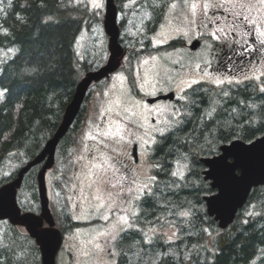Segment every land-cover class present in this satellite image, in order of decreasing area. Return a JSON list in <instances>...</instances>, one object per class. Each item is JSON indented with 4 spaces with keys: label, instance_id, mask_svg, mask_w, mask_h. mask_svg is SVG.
<instances>
[{
    "label": "trees",
    "instance_id": "obj_1",
    "mask_svg": "<svg viewBox=\"0 0 264 264\" xmlns=\"http://www.w3.org/2000/svg\"><path fill=\"white\" fill-rule=\"evenodd\" d=\"M41 3L46 7H40ZM84 3L78 4L77 0H12L11 8L7 6L8 0L0 4V28H7L10 33L5 36L0 32V53L9 48L15 51L6 58L1 59L0 55V90H8L0 98V168L12 154H19L20 164L24 165L43 149L59 127L82 76L97 68L89 61L90 56L80 59L77 55L74 38L80 35L78 29L85 30L99 20L84 7ZM48 16L53 17V21L44 24ZM261 87H264V77L231 84L227 87V96L223 95V90L206 88L204 84L187 91L186 104L191 116H186L180 130L166 134V139L159 138L149 155L153 165L172 151L173 155L167 158L168 167L174 170L175 165L171 162L190 148L184 179L166 176L153 168L162 194L157 193V202L151 206L143 205L147 215L140 218L138 226L144 231L155 228L154 242L145 245L136 229L122 233V238L116 242L117 250L122 254L117 264L122 259L127 264H159L161 252L174 254L169 258L170 264H182L180 257L188 252L198 253L200 264H251L259 253L264 252V185L253 188L233 223L223 229L207 211L204 197L215 190L205 180V165L200 160L203 156L219 153L221 144L237 138L249 142L264 134ZM92 92L90 90L86 95L72 128L61 140L59 156H66L72 149L76 141L74 134L83 122L85 103ZM213 107L216 112L209 121L205 113ZM19 168L12 176L1 178L0 185L15 178ZM36 169L32 168L25 175L19 195L26 187L36 190ZM173 180L178 187H165ZM37 200L39 202V196ZM37 208L39 203L33 210ZM181 210L191 214L188 217L177 215ZM7 222L10 225L8 233L18 227ZM76 225L73 222V226ZM166 227L175 230V238L170 241L162 231ZM23 231L24 237L29 239L27 251L18 253L23 254V259L11 256L15 247H24L22 239L12 243L14 249L0 246V264H42L37 244Z\"/></svg>",
    "mask_w": 264,
    "mask_h": 264
},
{
    "label": "snow or ice",
    "instance_id": "obj_2",
    "mask_svg": "<svg viewBox=\"0 0 264 264\" xmlns=\"http://www.w3.org/2000/svg\"><path fill=\"white\" fill-rule=\"evenodd\" d=\"M3 0H0V4ZM77 3H84V0H77ZM135 0H128L124 4V8H128L134 4ZM9 8H11L12 0H8ZM40 7H46L41 3ZM84 7L89 10L92 15L98 16L100 11L105 8V0H87ZM152 10L166 9L161 14L163 23L160 24V31L154 36L155 43L167 44L169 40L175 39L169 33L174 32L176 37H189L195 31L198 37L205 38L203 45L205 53L225 51L228 53L223 59L219 58V54L212 56L211 59L207 55L200 57L197 61H189L187 64L182 63L181 59L173 60V64L179 65V70L175 75L170 74V70L166 67L163 72H153L149 74L147 71L141 77L139 69L134 73L131 86H125L128 77L123 72L116 73L112 79L119 81L121 87L116 90V85L104 93L108 97L105 106L99 113V121L92 125V129L85 133L88 140L95 143V147L88 144L84 145L83 150L89 154L87 162L84 163L80 174L75 177V182L68 191H74L79 188L81 198L79 204L73 200L72 195H68L67 199L72 201L71 207L73 211L77 208L93 209V213L89 215H77L74 219H89L91 215H97L103 221H110L115 216V220L108 227L96 231L95 236L89 243L97 241L100 237L106 241L117 242L122 233L128 230L136 229V234L142 236L145 245H152L156 236V229L149 228L144 231L138 226L140 218L147 215V209L143 205H149L157 202V193H160L159 181L155 175L147 174L145 180H140L136 170L130 169L125 160H132L127 155V148L131 144H137L145 147V152L150 150V146L157 145L159 141L155 134H159L161 139H166V134L170 135L176 130H180V126L184 124V117L191 116L190 112H181L173 107L149 105L143 98H137L133 95V90L143 93L144 96H155L157 91L156 83L175 84L178 91L182 93L179 97L181 100L187 99V90L193 89L194 85H198L201 81L210 82L217 86L225 83L231 85L233 83L240 84L241 79L235 76H229L224 72L231 64L232 71H235L240 65L233 62L232 57H239L244 60L245 55L252 53L258 54L261 67H264V0H154ZM146 19H152V12H145ZM121 19H124L122 16ZM178 20L180 23L173 26V22ZM53 21V17L48 16L44 20V24ZM80 35L75 39V43L79 48L81 41L84 39L86 30L78 29ZM143 31V29H141ZM3 35H9L7 28H0ZM180 52V49H176ZM15 54L12 48L7 49L4 53L5 57ZM77 55L80 59L79 52ZM170 57V53L165 54ZM152 61V67H163L159 64V58L150 56L149 59L143 61L144 65ZM14 62V61H13ZM215 64V66H214ZM252 62L249 61V65ZM186 68H190L191 72H185ZM52 70H55L53 65ZM253 75H242V80L248 81L252 79H261L264 72H260L258 68L253 67ZM259 72V75H255ZM195 74H199L198 78ZM157 77L160 79L157 81ZM150 89V90H149ZM7 89L0 90V98L5 96ZM264 93V87L260 88ZM224 96L228 93L224 92ZM216 108L206 112L205 115L209 121L213 118ZM228 127H231L230 125ZM210 134H211V130ZM203 136V132L200 133ZM188 152L181 153L179 157L171 163H174V170L168 167V156L173 155L172 151L162 158L160 163L151 165L152 168L162 172L169 177L184 179V169L188 167L185 161L189 158ZM86 157L80 155L77 162L85 161ZM130 172V175L125 173ZM7 175V174H5ZM179 185L173 180L171 184L165 187ZM87 189V191H85ZM155 189V191H154ZM60 195L59 192L56 193ZM125 205V207H121ZM182 217H188L190 211L181 210L176 213ZM251 215V213H250ZM2 218V217H0ZM151 223V221H148ZM175 227V226H173ZM151 233V235L149 234ZM175 232L167 236V240H172ZM94 249L100 252L106 249L100 243H94ZM107 251L110 256L116 257L122 255L114 251V246L108 244ZM85 256L91 255L90 252H84ZM174 254L170 252H161L159 254V264H170V259ZM182 264H200L199 254L191 252L185 253L180 257ZM109 264H117L116 260H111ZM119 264H127L122 259Z\"/></svg>",
    "mask_w": 264,
    "mask_h": 264
},
{
    "label": "rangeland",
    "instance_id": "obj_3",
    "mask_svg": "<svg viewBox=\"0 0 264 264\" xmlns=\"http://www.w3.org/2000/svg\"><path fill=\"white\" fill-rule=\"evenodd\" d=\"M85 1L87 2V0ZM125 11L127 12L126 9ZM104 13H105V8L100 11L98 16H96L99 20H95V22H92V24H90V26H88L87 29H85L86 32L84 39L81 41V46L79 48L77 47V51L79 52L80 56H83V58H85V56L87 55L90 56L89 61H91L93 65L96 66L97 68L105 64L109 57L108 36L105 33L104 25H103ZM121 17L122 16L120 15L118 16L119 22H121L123 25L122 38H124V41L127 42L130 51L123 59L119 70L114 72L110 76V78L103 81L102 82L103 84L101 86L93 85L91 87V90H93V92L89 100L85 103V108H84L85 113H84V117L82 118L83 122L81 125L78 126L79 130L74 134L76 140L75 146H73L72 149L68 150L66 156L64 157L59 156L57 154L55 166L47 174L48 192L50 198L53 199L51 206L57 211L67 212V217H68L67 219V217L61 216L59 220L60 226L64 229L65 237H64V245L61 247L57 255L58 256L57 264H109V262L113 259L118 261L119 256L112 257L109 255L107 251L108 244H112L114 246V251L119 253L117 250L116 242L106 241L105 238L100 237L97 241H94L93 243H89V241L92 240V237L95 236L96 231L108 227V225L115 220V216L112 217V220L107 222L99 219L97 215H91V218L89 219H74L73 218L74 216L89 215L90 213H93L94 210L91 208H87V205L85 204L83 209L77 208L75 211H73L71 207L72 201H69L67 199V196L72 195L73 200L79 204L81 194L79 192V188H77L74 191H68L65 189V185H68L69 188L71 187V184L75 182V177L80 174V171L82 170L84 163L87 162V158L89 154L83 150L84 145L88 144L91 147H95V143L91 140H88L85 136V133L89 132V130L92 129L93 124L97 122H101L99 121V113L102 110V107L105 106V102L108 100V97L105 96L104 93L107 92L113 84L116 85V90H119L121 87L119 81H114L112 77L116 73L123 72L124 75L128 77L125 86L126 87L131 86L134 78V73L136 72L137 69H139L141 77L144 76V73L146 71L149 74L156 71L162 73L164 67L168 69H173L174 66H172L173 64L172 61L181 59L182 56L178 54V52L176 51H173V53L169 51L167 52L166 50L162 51L164 47L162 46V44L157 45L154 39L155 34L160 31V28L158 29V31H152L153 26L151 27L142 24V17L145 16L142 15L139 11L133 10L132 14H130L129 12L127 16L128 20L126 21L125 18L121 19ZM175 25L177 24L176 23L173 24V26ZM141 29H143V31H141ZM169 34L172 35L173 37H176L174 32H171ZM195 35L197 34L195 31H193L189 37H186V41L191 43ZM178 40H179L178 42H182V40L180 39ZM5 52L6 50H3L0 53L1 59L6 58L4 55ZM166 53H170L171 56L166 57L165 56ZM10 55L11 53H9L7 57H9ZM150 56L158 57L159 64L162 65L163 67L153 68L152 61L150 60L148 65H144L143 61L149 59ZM188 62L189 61H186V64ZM184 71L191 72V69L186 68ZM195 75L198 78L199 74H195ZM159 79L160 78L157 77V81ZM200 83L206 85V88L213 87V89H216L217 91L223 90L224 92H228L229 89L227 87L230 86L227 83L219 86L206 81H201ZM170 84L173 86L174 89L177 90L176 85L172 83H163V84L156 83V88L170 89L169 86ZM235 84L236 83H233L232 85ZM226 85L228 86L225 87ZM159 91L160 90H158L157 92ZM177 92L181 93L178 90ZM133 95L136 96L137 98L139 97L143 99L144 98L146 99L147 97H153V96H144L143 93H139L137 95V91L135 89L133 90ZM159 103L172 104L171 102H167L162 99L157 104ZM184 112H189L187 105H186V111ZM184 121H186V118H184ZM131 145H129L127 148L128 156L129 153L131 152L129 150V147H131ZM153 146L154 145L150 146V150L148 152H145L146 146H140L139 149L140 155L137 163L134 159L125 160V163L128 164V166H130V169L136 170L140 180H145L147 174L153 175V168L151 167L152 164L149 156ZM80 155L85 156L86 160L77 162V157ZM20 163L21 162L19 161V154L10 155L6 164L0 168V179L4 177L6 178L12 176V174L19 167H21V165H23ZM36 171H38V169H36ZM125 174L130 175L131 173L128 172ZM85 191H87V189ZM57 192L60 193L59 196L56 195ZM36 193L38 194V187H36V190L35 188L31 189L29 187H26L25 190L21 192V196L19 198L21 202L20 204H22L26 208V210H33V207L35 208L37 206L38 196L37 197L35 196ZM121 207L123 208L125 207V205H121ZM63 209H65V211ZM72 221L78 222L79 226L71 228ZM9 227L10 225L8 224L7 220L0 221V244H1L0 246L3 248L7 247L9 248V250L14 249L11 248L12 243L16 244L23 239L25 242L24 247L20 249L18 245L17 247H15L16 251L11 252V256L13 255L16 258L19 257L20 259H23V254L18 255V253L23 250L27 251L26 241H28L29 239H27V237H24L23 235L24 231L21 227H16V229H12L8 233ZM162 231L166 234V237L168 235H171L173 232H175L174 229L169 227L162 229ZM174 238L175 236H173L172 239ZM97 242L100 243L101 246L104 247L106 250L103 252L95 250L94 243ZM84 252H90L91 255L85 256ZM40 261H41V256H40ZM29 263L34 264L33 262H29ZM251 264H264V252L259 253L256 256V258L251 262Z\"/></svg>",
    "mask_w": 264,
    "mask_h": 264
},
{
    "label": "water",
    "instance_id": "obj_4",
    "mask_svg": "<svg viewBox=\"0 0 264 264\" xmlns=\"http://www.w3.org/2000/svg\"><path fill=\"white\" fill-rule=\"evenodd\" d=\"M104 29L108 35L109 57L107 62L96 70L85 73L77 84L72 100L66 107L63 119L54 135L46 142L42 151L23 166L15 179L0 187V220L8 219L12 224L24 226L35 238L41 255L42 264H56V257L61 248L63 235L49 206L46 173L55 162V153L60 140L74 123L85 97L94 82L109 77L116 71L125 55L120 43V27L118 24V7L115 0H105ZM198 42L192 44L196 48ZM173 99L174 93L148 98L149 102L159 99ZM220 153L212 157H204L201 161L208 167L204 171L205 180L216 192L206 195L207 211L223 229L235 220L240 208L247 202L254 187L264 185V134L257 139L246 142L235 139L221 145ZM38 172L41 213L22 212L18 204L17 192L21 187L25 174L35 165L44 162ZM47 222L48 225L44 226Z\"/></svg>",
    "mask_w": 264,
    "mask_h": 264
},
{
    "label": "flooded vegetation",
    "instance_id": "obj_5",
    "mask_svg": "<svg viewBox=\"0 0 264 264\" xmlns=\"http://www.w3.org/2000/svg\"><path fill=\"white\" fill-rule=\"evenodd\" d=\"M128 3V0H119L118 2V10H119V15L123 16L125 18V21L128 20V13L130 12V14H132L133 10L139 11L142 15H144L145 12H152V19L148 20L145 17H142V24L146 25V26H153V30L152 31H158V29L160 28V24L163 23L164 21L162 20L161 14L163 11H166V9H156L155 11L152 10V4L154 3V0H135V3L130 5L128 8H124L123 5ZM125 9L127 10V12L125 11ZM179 24L180 22L178 20L174 21L173 24ZM119 26L121 29V33H120V40H121V44L124 47L125 50V55L124 58L126 57V55L129 53L130 48L127 45V42L124 41V38H122V23L119 22ZM182 40V42H178L179 40ZM195 40H199L200 41V45L196 48V49H192L190 47L191 43ZM190 42L186 41V37L184 38L183 36H179V37H175V39H171L169 40V42L167 44H162V46L164 47L162 49V51H169L172 52L176 51V49H180L181 51L178 52V54L182 55V62L186 64V61H197L200 57L204 56L205 53V49L203 47L204 43H205V38L203 37H198V35H195L193 40ZM177 52V51H176ZM219 54V58L223 59L224 56L226 54H228L225 51H219L217 50V52H212V53H207V58L211 59L212 56ZM162 58V56H161ZM233 62H235L236 64L240 65V67H237L235 69V71H232L231 68V64H229L228 68L224 70V72H226L227 75L229 76H235L237 79H241L242 80V75L243 74H247L249 76L253 75V67L258 68L260 70V72H264V67H261V62L258 59V54L257 53H252L251 55H245L244 60L241 61L239 59V57H232ZM249 61L252 62L251 65H249ZM172 66H174L173 69H169L170 70V74L175 75L176 72L179 70V65L177 64H172ZM215 66V64H214ZM255 75H259V72H256ZM159 78V77H158ZM164 83H169L168 81H164ZM159 84H163V83H159ZM170 89H163L162 91L157 92V94L155 96L161 95V94H167V93H174V99H164L167 102H171L172 104H166V103H159L157 104L159 101H155V102H148L147 98L145 99V101L149 104V105H160V106H168L169 109H172L173 107L179 109L182 113L184 111H186V100H181L179 97L182 95V93L177 92L176 89L173 88V86L170 84ZM160 88V87H159ZM186 118V116L184 117ZM156 136H159V134H155ZM137 144H132L131 147H129V150L131 151L129 153V156L131 154L132 158L136 161V163L138 162V159H136L134 157V147ZM137 147L140 149V146L137 145ZM146 147H148L146 145ZM130 168V166H129ZM41 211V209H40ZM40 211H37V213H40ZM46 225V224H45Z\"/></svg>",
    "mask_w": 264,
    "mask_h": 264
},
{
    "label": "bare ground",
    "instance_id": "obj_6",
    "mask_svg": "<svg viewBox=\"0 0 264 264\" xmlns=\"http://www.w3.org/2000/svg\"><path fill=\"white\" fill-rule=\"evenodd\" d=\"M29 161H30V160H29ZM29 161H28V162H29ZM28 162H27V163H28ZM25 164H26V163H25ZM25 164H24V165H25Z\"/></svg>",
    "mask_w": 264,
    "mask_h": 264
}]
</instances>
